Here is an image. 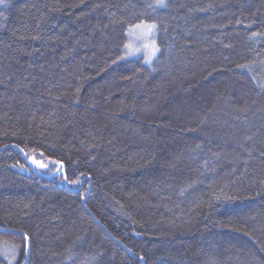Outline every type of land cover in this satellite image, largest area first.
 I'll return each instance as SVG.
<instances>
[{
  "label": "trees",
  "instance_id": "1",
  "mask_svg": "<svg viewBox=\"0 0 264 264\" xmlns=\"http://www.w3.org/2000/svg\"><path fill=\"white\" fill-rule=\"evenodd\" d=\"M0 264H264V0H0Z\"/></svg>",
  "mask_w": 264,
  "mask_h": 264
},
{
  "label": "rangeland",
  "instance_id": "2",
  "mask_svg": "<svg viewBox=\"0 0 264 264\" xmlns=\"http://www.w3.org/2000/svg\"><path fill=\"white\" fill-rule=\"evenodd\" d=\"M140 25L139 28L136 26ZM130 28L128 33V42L126 45V52L128 57H143L147 63H152L157 52L158 45L154 34L156 26L154 23H140ZM154 26V27H149ZM35 161V162H34ZM34 166L38 168H46V163L31 159ZM44 165L41 167L40 165ZM6 248H3V250ZM11 254V252H9ZM11 257V256H10Z\"/></svg>",
  "mask_w": 264,
  "mask_h": 264
},
{
  "label": "snow or ice",
  "instance_id": "3",
  "mask_svg": "<svg viewBox=\"0 0 264 264\" xmlns=\"http://www.w3.org/2000/svg\"><path fill=\"white\" fill-rule=\"evenodd\" d=\"M136 27L139 28L140 25H137ZM149 27L151 28V27H154V26H149ZM34 162H35V161H34ZM40 166H41V167H44V165H42V164H41Z\"/></svg>",
  "mask_w": 264,
  "mask_h": 264
}]
</instances>
